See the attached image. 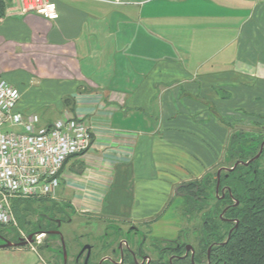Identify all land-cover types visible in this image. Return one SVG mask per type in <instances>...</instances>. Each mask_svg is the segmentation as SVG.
I'll return each mask as SVG.
<instances>
[{
    "label": "crops",
    "instance_id": "0c3cea01",
    "mask_svg": "<svg viewBox=\"0 0 264 264\" xmlns=\"http://www.w3.org/2000/svg\"><path fill=\"white\" fill-rule=\"evenodd\" d=\"M5 1L0 76L17 110L46 127L80 118L93 134L71 159L83 167L69 160L60 176L65 202L176 237L175 187L225 157L210 106L225 118L224 103L252 96L264 115V0H50L53 21ZM32 247L0 249V264H47Z\"/></svg>",
    "mask_w": 264,
    "mask_h": 264
},
{
    "label": "trees",
    "instance_id": "16d2710c",
    "mask_svg": "<svg viewBox=\"0 0 264 264\" xmlns=\"http://www.w3.org/2000/svg\"><path fill=\"white\" fill-rule=\"evenodd\" d=\"M6 9V1L0 0V18L5 16ZM210 111L221 125L228 130L232 128L213 106H210ZM262 126L264 125L260 127ZM262 134L252 132V138L247 139L237 135L230 140L226 154L229 162L233 161L231 166L233 169L223 174L220 179L219 195L222 196L221 191L224 190V199H219L215 195L218 183L214 178L215 173L207 174L203 180L182 183L176 187L178 197L183 200L177 215L189 223L200 220L197 223L198 226L195 225L193 229V233L196 236L199 235L196 238L197 241L199 240L198 249L195 250L197 253L192 259L191 256H184L185 246L190 244L186 242L189 238L187 236H190L192 232L179 227L180 232L174 241L176 245L174 249L169 248L167 241L160 240L154 247L152 254L154 260L150 264H264V150L260 154L264 141ZM79 167L83 165L79 163ZM36 204H41L38 207L42 206L43 213L37 212ZM12 206L18 225L5 226L0 223V245L7 241L18 243L20 239H27L30 235H34V244L30 245L34 247L38 244L36 236L42 233L53 239L58 238L54 231L58 229V222L62 219H55L54 213L63 214L64 209H61L60 204L55 200L16 199L13 200ZM67 207L73 209L71 205ZM33 216L40 217L47 224L44 225L42 221L34 223L29 219ZM154 221L155 219L152 222ZM112 222L116 221H110ZM146 225L150 232L151 222ZM114 228L120 232L117 226ZM22 230L26 231L23 237L20 235ZM103 236L106 247L117 248L118 239L110 241L108 237L106 238V234ZM165 242L167 245L164 246ZM65 245L67 246L66 243ZM44 247L50 246L47 244ZM61 249L63 255L62 243ZM139 254L143 255L141 252L135 253L137 259ZM78 258H81L80 253ZM99 261L100 257L93 253L83 264H100ZM122 264L142 263L134 259V254L127 253Z\"/></svg>",
    "mask_w": 264,
    "mask_h": 264
},
{
    "label": "built area",
    "instance_id": "2783aa9c",
    "mask_svg": "<svg viewBox=\"0 0 264 264\" xmlns=\"http://www.w3.org/2000/svg\"><path fill=\"white\" fill-rule=\"evenodd\" d=\"M18 1L22 13L51 21L59 17L50 0ZM20 100V92L0 76V223L5 226L18 225L13 200H57L60 183L55 177L62 166L93 146L92 131L82 119L70 116L41 126L37 115L17 110ZM41 238L36 237L38 244Z\"/></svg>",
    "mask_w": 264,
    "mask_h": 264
},
{
    "label": "rangeland",
    "instance_id": "374dc122",
    "mask_svg": "<svg viewBox=\"0 0 264 264\" xmlns=\"http://www.w3.org/2000/svg\"><path fill=\"white\" fill-rule=\"evenodd\" d=\"M235 99L239 100V104H232V102H226L224 103L223 107H225V115L224 118L231 126L232 128L228 130V135L226 138V148H225V157L222 161V163H219L216 165L209 173L214 174L217 172V170L221 167H231L233 165V161H230L227 159V148L229 146L230 140L234 137H237V135L243 136L244 138L247 137V139L251 138V131H258V127L261 125H264V115H259L256 113H252V96H236ZM260 102L263 101V98H260ZM222 103V102H221ZM211 113V112H210ZM71 160L70 162H72ZM79 163L77 161H73V164ZM205 178V177H204ZM203 180V178H201ZM199 179V181L201 180ZM197 181V180H195ZM59 183L60 187H58V198L61 200H55V202L60 204V208L64 209L63 214L54 213L55 219H62L61 221H64L67 223L63 229V237L65 240L66 251L68 255V262L67 264H83L86 256V252L82 253V250L86 245H93L95 246L94 254H96L98 257H103L105 255H109L115 260H118V256L114 254L115 250H112L111 247H106L103 243L105 239L103 235L106 234V238L108 240H114L116 239V232L115 226L119 228L121 231L127 229L131 225H124L121 229V225L118 221L110 223V221L103 222L101 219L95 218L94 216H91L89 214H83L79 211H76V209H71L67 206V202H65V195L63 193V184L61 182V179L59 177ZM188 183V182H187ZM178 186V185H177ZM176 186V187H177ZM174 189L173 197L171 206L168 208L167 213L170 217H172L171 224L178 226L182 229L189 230V232H192L190 236H187L186 242H190V245L196 247L198 249V241L196 240L199 235L196 236V234L193 233L194 226H198L197 223L200 221L199 219L196 220V223L193 221L192 223H189L177 215L178 209L180 208V203L183 202V200L178 197L177 195V189ZM38 205L36 204L35 207L37 208ZM49 205V204H48ZM63 206V207H62ZM42 206L37 208L38 213H43ZM58 216V217H57ZM38 216L30 217L29 219L33 220L35 223L36 221H42L43 224H47V222ZM53 220V219H51ZM69 220L70 223H69ZM68 221V222H67ZM112 224V225H110ZM110 225V226H107ZM136 225V224H134ZM195 226V227H196ZM141 227V231L144 233H148V229L146 227ZM112 228V229H111ZM23 231V232H22ZM20 231L21 237H23L26 233V231L22 230ZM180 231V230H179ZM113 233V235H112ZM115 233V235H114ZM162 233V232H161ZM161 233H155L156 239L157 237H161ZM179 233V232H178ZM164 234V233H163ZM153 235V234H152ZM40 236V235H38ZM111 237V238H110ZM177 237V236H176ZM175 238V237H174ZM49 244V248H45L44 246ZM165 246V245H164ZM31 247V246H30ZM35 251H37L40 256L47 262V264H63V255H62V249H61V241L59 238H50L46 234L42 236V238L39 240V244H36L34 247H32ZM148 254H151L150 251H147ZM80 253L81 258H78V254ZM155 255V254H154ZM98 259V258H97Z\"/></svg>",
    "mask_w": 264,
    "mask_h": 264
},
{
    "label": "flooded vegetation",
    "instance_id": "af4514ba",
    "mask_svg": "<svg viewBox=\"0 0 264 264\" xmlns=\"http://www.w3.org/2000/svg\"><path fill=\"white\" fill-rule=\"evenodd\" d=\"M253 132L254 133H256V132L257 133H263L262 135L264 137V126L258 127V131L256 130V131H253ZM250 133L252 134V131ZM263 150H264V141H263V144L261 145L260 154L262 153ZM260 154L258 156H260ZM250 162H252V161H250ZM232 169L233 168H231V167H221L215 173L214 178H216L217 182H218L217 183V187H216L215 195L219 199H224V195H225L224 190L221 191L222 196L219 195V193H220V179L223 176V174L228 173ZM207 174H209V173H207ZM70 221L71 220H69V223H70ZM148 223L149 222H146V223H144L142 225H140V224L134 225V223L127 222L125 224H122L121 228H123L124 225H131V226L128 227L127 229H125L124 231H123V229H124L123 228L122 231L120 230V232H116V234H117L116 235V239L119 240V242H118L119 245L117 246V248L115 247V248H111V249L115 250L114 254H116V255H117V251H118V253H119L118 260H115L114 258H112L109 255H105L103 257H100V261L99 262H102L104 260V262H108L110 264H122L123 263V259L126 257V255L128 253V254H134V259H136L137 262L142 263V264H150V262L154 260V257L152 255L153 251H154V247H155L156 244L157 245L159 244L160 240L167 241L169 243L168 244L169 248L170 249L171 248L174 249V247L176 246L174 241L178 237L179 233H178L177 237H175V238H167V237H159L158 238L157 237V239H156V237H154L152 235V229H150V232H149V229L147 228V225H146ZM66 224L67 223H65L64 221L63 222L59 221L58 225H57L58 229H56L54 231L55 235L60 239V241H61V235L63 236L62 229H63V227ZM140 226L146 227L148 229V233L142 232ZM112 235H113V233H112ZM114 235H115V233H114ZM61 243H62V241H61ZM164 245H167V243L165 242ZM188 246L192 247V249L190 251H187V247ZM90 247H92V249L90 250V252H88V251L86 252L84 263L86 262V259L88 258V254L90 253V255H89V259H90L91 255H93V253H94L95 246L90 245ZM195 250H197V248L193 247L190 244L185 246L184 256L185 257L191 256V259H192L194 257V255L197 253ZM126 251H127V253H125ZM147 251H150L151 254H148ZM140 252L143 253V255L139 254L140 255L139 259H137V257H135V253H140Z\"/></svg>",
    "mask_w": 264,
    "mask_h": 264
},
{
    "label": "water",
    "instance_id": "95a60500",
    "mask_svg": "<svg viewBox=\"0 0 264 264\" xmlns=\"http://www.w3.org/2000/svg\"><path fill=\"white\" fill-rule=\"evenodd\" d=\"M67 163H68V160L64 163V165L62 166L61 170L59 171L58 175L55 178H59L62 175V173L65 171ZM44 234L45 233H42V234H40V236H43ZM61 241H62V246H63L64 264H67L68 255H67V251H66V245H65L64 237L62 235H61ZM32 244H34V235H30L29 237H27V239L22 238V239H20V241L18 243H12L10 241H7L5 244L0 245V249L21 248V247L30 246ZM91 249L92 248L89 245H87L84 247L81 254H83V252H85V251L90 252ZM191 249H192L191 246L187 247V251H190ZM89 255H90V253L88 254L87 260L89 259ZM103 262H104V260L100 264H102Z\"/></svg>",
    "mask_w": 264,
    "mask_h": 264
}]
</instances>
